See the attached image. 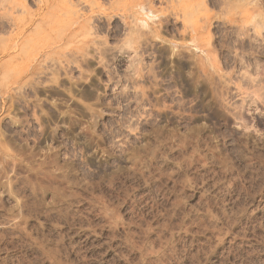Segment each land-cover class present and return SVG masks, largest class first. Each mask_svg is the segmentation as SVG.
I'll list each match as a JSON object with an SVG mask.
<instances>
[{
  "label": "rangeland",
  "instance_id": "1",
  "mask_svg": "<svg viewBox=\"0 0 264 264\" xmlns=\"http://www.w3.org/2000/svg\"><path fill=\"white\" fill-rule=\"evenodd\" d=\"M0 27V264H264V0H0Z\"/></svg>",
  "mask_w": 264,
  "mask_h": 264
},
{
  "label": "bare ground",
  "instance_id": "2",
  "mask_svg": "<svg viewBox=\"0 0 264 264\" xmlns=\"http://www.w3.org/2000/svg\"><path fill=\"white\" fill-rule=\"evenodd\" d=\"M0 28H1V27H0ZM91 28H92V27H91ZM86 29H87V28H86ZM88 31H90V29H89V30L87 29V32H88ZM2 41H3V40H2ZM4 45H5V43H4ZM11 45H12V44H11ZM12 49H13V47H12V48H10V50H12ZM7 50L9 51V49H8V48H7ZM14 50H15V49H14ZM3 51H4V50H3ZM5 51H6V50H5ZM4 53H5V52H4ZM8 53H9V52H8Z\"/></svg>",
  "mask_w": 264,
  "mask_h": 264
}]
</instances>
